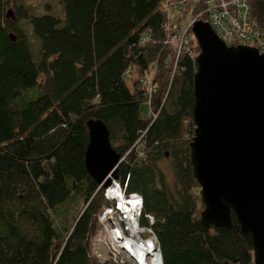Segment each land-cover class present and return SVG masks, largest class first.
Here are the masks:
<instances>
[{"label":"trees","instance_id":"obj_1","mask_svg":"<svg viewBox=\"0 0 264 264\" xmlns=\"http://www.w3.org/2000/svg\"><path fill=\"white\" fill-rule=\"evenodd\" d=\"M172 1L61 0L63 23L18 6L15 18L28 20L39 38L36 63L27 34L6 16L8 0H0V264H100L84 242L91 215L105 203L85 166L89 118L106 125L121 156L117 179L143 198L140 222L153 217L163 264H255L251 238L233 213L231 228L201 222L189 160L197 65L188 56L173 74L165 65ZM249 4L261 20L264 0ZM151 69L153 119L139 111L148 98L140 79ZM40 76L47 87L28 100ZM167 153L172 185L158 166Z\"/></svg>","mask_w":264,"mask_h":264},{"label":"water","instance_id":"obj_2","mask_svg":"<svg viewBox=\"0 0 264 264\" xmlns=\"http://www.w3.org/2000/svg\"><path fill=\"white\" fill-rule=\"evenodd\" d=\"M192 32L200 51L189 160L204 204L201 222L206 229L231 228L233 213L251 238L254 263L264 264V53L226 45L205 21H196ZM86 127V170L106 186L117 178L121 156L100 119L89 118Z\"/></svg>","mask_w":264,"mask_h":264},{"label":"built area","instance_id":"obj_3","mask_svg":"<svg viewBox=\"0 0 264 264\" xmlns=\"http://www.w3.org/2000/svg\"><path fill=\"white\" fill-rule=\"evenodd\" d=\"M168 20L165 43L169 56L165 65L172 74L182 56L195 58L198 54L192 32L198 20L207 22L226 45L247 44L264 53V12L261 20L253 17L249 0H173L168 7ZM148 38L149 34L144 35L140 42L145 43ZM154 72L151 69L140 79V86L148 94L146 116L152 119L156 117L150 107V97L155 92ZM135 144L141 148L144 142L139 139ZM101 194L105 203L91 215L84 238L87 255L100 264H153L147 261L150 247L149 253H157L159 257L156 264H163L158 238L151 228L153 217L147 214V224L140 222L141 194L127 192L117 178L102 186Z\"/></svg>","mask_w":264,"mask_h":264},{"label":"rangeland","instance_id":"obj_4","mask_svg":"<svg viewBox=\"0 0 264 264\" xmlns=\"http://www.w3.org/2000/svg\"><path fill=\"white\" fill-rule=\"evenodd\" d=\"M22 6L28 8L34 15L41 14H52L57 16L61 22H64V7L61 0H8L5 6V10H10L11 15L8 16V20L13 22V25L17 28H22L28 36L29 45L32 53L34 62H38L40 59V43L39 38L36 37L32 32L31 24L28 20L20 18L17 20V7ZM8 32L15 33L14 28H9ZM41 84V86H40ZM40 84L31 88L25 92L26 98L33 99L38 95L44 93L43 88L47 87V82L44 76H40ZM140 114L146 116L147 106L144 104L140 105ZM158 166L164 174L165 180L169 185L173 184V174L170 166L169 154L167 153L159 162ZM63 206L71 207V200L67 199ZM81 207V203H77V209Z\"/></svg>","mask_w":264,"mask_h":264},{"label":"bare ground","instance_id":"obj_5","mask_svg":"<svg viewBox=\"0 0 264 264\" xmlns=\"http://www.w3.org/2000/svg\"><path fill=\"white\" fill-rule=\"evenodd\" d=\"M151 246V245H150ZM147 250H148V256H147V261L148 262H154L155 264L158 262V260H159V257H158V255H157V253H149V251L151 250V248L150 247H148L147 248ZM153 263V264H154Z\"/></svg>","mask_w":264,"mask_h":264}]
</instances>
